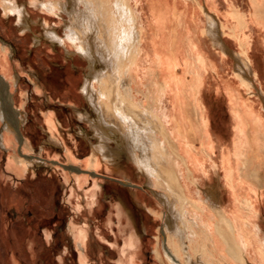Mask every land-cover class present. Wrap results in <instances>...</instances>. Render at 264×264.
<instances>
[{
  "label": "bare ground",
  "instance_id": "1",
  "mask_svg": "<svg viewBox=\"0 0 264 264\" xmlns=\"http://www.w3.org/2000/svg\"><path fill=\"white\" fill-rule=\"evenodd\" d=\"M250 1V15L236 6L223 14L216 0L39 2L60 18L65 13L69 16L70 21L64 24L66 39L59 33V36L48 35L49 39L53 41L58 37L59 44L68 42L77 46L89 63L82 90L97 115L92 119L91 134L96 142L93 155L88 159L91 166L98 169L101 164L119 171L122 160L126 159L134 165L131 167L136 173L162 191L166 208L161 215L166 224L161 225L155 252L163 264H255L250 262V254L261 260L259 264H264V241L260 242L259 227L253 223L257 214H254L257 190L247 186L248 182L264 186V176L260 173L264 165V93L263 88H257L258 99L254 104L252 96L256 92L252 88L257 87L260 74L249 54L252 35L245 30L250 22L264 27V0ZM177 4L184 5L187 14L178 12ZM232 20L235 25L230 27ZM238 28L240 34L236 33ZM228 30L235 32L230 34ZM226 35L235 38L239 51L230 47ZM180 51H183L182 56H179ZM220 52L233 62L230 67L233 78L223 77L236 120L237 141L231 148H221V166H218L213 156L212 119L203 87L212 66L217 68L213 71L219 76L224 62H229ZM101 59L105 65L98 69ZM179 62L189 77H178ZM0 64L10 70L7 61L0 59ZM190 83H195L194 92ZM9 89V82L1 75L3 129L7 126L9 138L17 137L30 149V142L24 140L20 131L23 120L13 106ZM165 98H168V106L163 105ZM176 109L184 113L182 118L177 117ZM90 115L83 112L82 118L91 119ZM54 120V116L48 117L51 129L55 128ZM6 135L0 133L3 143ZM178 137H183L187 144L177 142ZM112 141L116 145H112ZM196 141L199 145H195ZM256 144L261 148L260 153L254 151ZM34 157L22 151L16 153L18 166L31 165ZM219 168L235 201L230 209H226L218 192L223 185L217 176ZM70 170L77 181L81 179L79 171L90 175L94 171L76 166ZM216 176L217 182L213 181ZM209 190L213 193H208ZM215 196L218 199L211 202L209 198ZM130 237L129 249L138 246L135 235Z\"/></svg>",
  "mask_w": 264,
  "mask_h": 264
},
{
  "label": "rangeland",
  "instance_id": "2",
  "mask_svg": "<svg viewBox=\"0 0 264 264\" xmlns=\"http://www.w3.org/2000/svg\"><path fill=\"white\" fill-rule=\"evenodd\" d=\"M41 1L0 0V59L7 61L10 67L6 70L0 64V74L10 84L13 106L23 120L20 131L24 140L30 142V149H27L17 137L10 139L5 130L7 126L3 129L4 123L0 119V133L7 134L5 143L0 138V264H163L155 252L160 227L164 224L161 211L166 208L162 191L151 186L145 176L136 173L132 168L134 165L126 159L122 160L119 171L109 170L101 164L98 169L91 166L88 159L93 155V143L96 142L91 134L92 119L97 115L82 90L89 63L77 46L68 42L59 44L58 37L53 41L49 39L48 35L58 33L66 39L64 24L70 20L66 13L63 18L54 15L49 7L39 4ZM190 4L186 5L192 6ZM216 4L223 14L234 6L248 15L252 12L250 0H216ZM177 8L178 12H188L184 5L177 4ZM233 24L234 20L229 26L233 27ZM245 30L252 35L249 54L260 74L257 87L252 88L256 92L252 96L256 104L257 88H263L264 93V27L250 22ZM236 33H241L239 28ZM225 40L232 49H239L233 36L226 35ZM182 53L180 51L179 56ZM220 54L229 58V62H224V69H220L215 78L208 70V80L203 87L204 100L212 117L214 142L211 144H215L213 156L218 166H221V148H231L237 141L236 120L232 116L223 77L233 78L230 68L233 62L228 55ZM99 61L97 68L102 69L104 61ZM177 68L179 78L189 77L180 62ZM190 87L194 92L195 83H190ZM167 101L165 98L163 105L168 106ZM83 112L91 113V119H83ZM176 112L178 118L183 117L182 111L176 109ZM49 116L55 119L53 129L47 121ZM175 140L180 144L186 142L183 137ZM112 145H116L114 141ZM195 145H199L197 141ZM256 146L259 144L255 145L254 151L260 153ZM19 151L35 156L31 165L18 166L16 153ZM201 157L210 162L205 155ZM64 165L94 170L139 187L124 186L112 178L82 171L78 172L81 179L77 181L74 172ZM262 166L260 173L264 176ZM217 176L223 184L218 191L220 199L226 209H230L235 201L221 168ZM217 176L213 181H218ZM247 186L258 191L254 194V214H257L253 223L259 227L262 242L264 186L261 188L253 182H248ZM216 197L209 200L213 202L218 199ZM131 234L137 238L138 246L129 249ZM250 255V262L259 264L261 260Z\"/></svg>",
  "mask_w": 264,
  "mask_h": 264
},
{
  "label": "water",
  "instance_id": "3",
  "mask_svg": "<svg viewBox=\"0 0 264 264\" xmlns=\"http://www.w3.org/2000/svg\"><path fill=\"white\" fill-rule=\"evenodd\" d=\"M0 77H1V75H0ZM64 167L70 169V168L73 167V165H64ZM92 175H94V176H103V177L109 178V179L112 178V177H109V176L100 175V174L95 173V172H93ZM112 179L115 180V181H117V182H119L120 184H122L124 186H128V187H139L138 185L133 184V183H127V182L125 183V180H120V179H116V178H112Z\"/></svg>",
  "mask_w": 264,
  "mask_h": 264
},
{
  "label": "crops",
  "instance_id": "4",
  "mask_svg": "<svg viewBox=\"0 0 264 264\" xmlns=\"http://www.w3.org/2000/svg\"><path fill=\"white\" fill-rule=\"evenodd\" d=\"M212 68H213V69H210L209 72H210V75H212V76L214 77V76H216V75H214L215 73H214L213 70H215V69L217 70V68H216V67L214 68L213 66H212ZM177 69H178V72H179V68H177ZM211 70H212V71H211ZM179 73H180V72H179ZM216 77H217V76H216ZM214 78H215V77H214ZM211 119H212V117H211ZM211 121H212V120H211ZM214 147H215V144H214ZM256 147H257V146H256ZM258 148H259V150H261L260 146H258ZM213 149H214V148H213ZM255 149H256V148H255ZM262 149H264V147H263ZM115 158H116V157H115ZM113 160H114V158H113ZM194 168H195V167H194ZM252 189H253V190H256V189H254V188H252ZM208 193H211V194H212L213 191L209 190ZM232 195H233V194H232ZM217 203H218V202H217ZM165 224H166V222H164V224H163L162 226H164ZM169 227H170V226H169ZM169 227H168V228H169ZM160 228H161V227H160Z\"/></svg>",
  "mask_w": 264,
  "mask_h": 264
},
{
  "label": "clouds",
  "instance_id": "5",
  "mask_svg": "<svg viewBox=\"0 0 264 264\" xmlns=\"http://www.w3.org/2000/svg\"><path fill=\"white\" fill-rule=\"evenodd\" d=\"M19 11H22V9H20ZM17 24H19V20L17 21Z\"/></svg>",
  "mask_w": 264,
  "mask_h": 264
}]
</instances>
